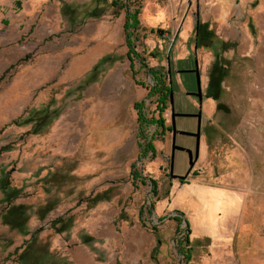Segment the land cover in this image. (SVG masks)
Here are the masks:
<instances>
[{"label":"rangeland","instance_id":"rangeland-1","mask_svg":"<svg viewBox=\"0 0 264 264\" xmlns=\"http://www.w3.org/2000/svg\"><path fill=\"white\" fill-rule=\"evenodd\" d=\"M24 251L264 264V0H0V264Z\"/></svg>","mask_w":264,"mask_h":264},{"label":"trees","instance_id":"trees-1","mask_svg":"<svg viewBox=\"0 0 264 264\" xmlns=\"http://www.w3.org/2000/svg\"><path fill=\"white\" fill-rule=\"evenodd\" d=\"M138 12H139V9H137L136 11H134L131 15L130 14H128L127 13V16H126V21H125V23H124V31L126 32V43H127V47H128V50H127V57H128V59L131 61V59H130V53H133L134 52V50H133V48L131 49L130 48V44H129V41H128V38L130 37V35L132 34L130 31H131V29H129L128 27H132V29H135L136 28V26L138 25V23H139V20H138ZM170 94V89L169 88H167V97H168V95ZM163 102V101H162ZM135 104L136 103H134L133 105H134V107H135ZM40 117V119L42 120V119H45L46 118V114H42V116H39ZM139 117H140V114L139 113H137V119H138V121H139ZM151 181H152V183L155 185V181L154 180H152L151 179ZM6 196V195H5ZM19 208V207H18ZM177 212V211H176ZM18 213H20L19 211H18ZM178 214L177 215H174L173 217L176 219V220H178L180 217H182V214L181 213H179V212H177ZM182 220H184V219H182ZM184 222L187 224V232H189V229H188V227H189V224L186 222V220H184ZM32 234H34V233H32ZM186 237H188V236H186ZM29 254L26 252V251H24V252H21L19 255H18V258L20 259V264H26L27 263V260L29 259V256H28ZM43 256V255H42ZM44 256H45V258H47L48 257V254L45 252L44 253ZM185 257H187L186 259H187V261H189L188 260V258H189V256H188V254L186 253V256ZM38 260H39V258H37ZM36 264V263H35ZM186 264H194V263H190V262H186Z\"/></svg>","mask_w":264,"mask_h":264}]
</instances>
